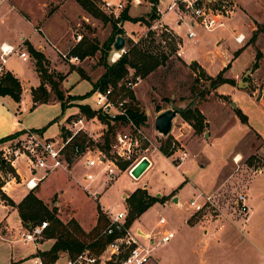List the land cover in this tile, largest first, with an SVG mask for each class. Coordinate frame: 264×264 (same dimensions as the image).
Wrapping results in <instances>:
<instances>
[{
  "label": "rangeland",
  "instance_id": "obj_1",
  "mask_svg": "<svg viewBox=\"0 0 264 264\" xmlns=\"http://www.w3.org/2000/svg\"><path fill=\"white\" fill-rule=\"evenodd\" d=\"M65 1L67 0H9V2H5L2 4L0 14V42L16 43L23 37L25 41L35 44L40 39L37 32L41 33L40 30L44 28V22L57 12ZM120 1L123 2L125 9L124 12L123 10L120 12V15H127L129 19L126 22L131 24L130 30L123 27L125 21L120 24V27H123L121 28L123 31L121 36L125 38V50L128 49L129 40L133 43L142 40L144 49L153 55H157L160 60L162 56L166 58L162 66L142 77V82L132 91L140 111L146 117L143 128L145 136L158 148L163 139H166L158 135L153 126L155 117L161 113L158 111L159 109L162 112L167 109L183 111L193 104V107L199 111L202 121L200 127L196 129L193 123L186 121L182 116H178L173 131L168 135L171 141L180 135L176 144L185 148L189 154H195V159L190 157L185 161L183 168L178 170L175 168L174 162V164L167 162L160 154H151L153 149L150 147L151 149L144 155L151 154L149 158L153 166L144 177L134 180L127 174H120L118 182L107 189L106 194L97 201V204L112 207L113 212L116 213L124 211L125 208L121 197L122 193H128L136 187L142 188L143 185H146L155 195L158 192L169 193L171 190L178 189L187 179L197 186L203 184L212 188L220 178L231 174L233 176L231 180L217 190L219 197H217L216 203L222 214L215 211V213L204 211L201 214H196L195 211L189 209L186 204L195 199L197 193H193L191 186H188L181 191L179 206L154 204L131 225L132 230L136 231V228L140 227L150 236L163 231H171L174 234V238L169 243L155 246L152 249L151 259L153 262L157 264H198L195 252L199 254L200 248H202V244L199 242L204 232L203 225L229 222L238 227L237 224L242 225L244 223V217L237 213V207L234 204L238 194L247 196L249 207L254 209H257L258 206L261 207L257 218L264 222V108L261 101L245 98L243 110L246 116L237 106L236 109H233L229 97L218 94L205 78L196 82L195 79L198 78L199 71L205 75L208 73L198 65L194 69L185 63L190 62L191 58L198 59L200 57L198 51L201 50L200 45H195L192 40L186 38V29H179L185 51L184 62L175 57L170 44L163 43L165 39L162 36H153V33L148 31L147 19L151 13L148 4L142 3L138 8L133 9L130 1ZM208 1L212 2L213 5L221 4L219 0ZM101 3L102 0H99V6ZM234 4L233 1L224 3L226 8L232 11V17L234 16L231 25L246 36L245 40L241 46H237L232 39L226 36L224 43L218 50L236 57V51L240 47L245 48L250 44L251 48L244 53L246 59L242 60V63L234 65L233 68L232 57L227 67L223 68L222 77L225 79L233 77V80L229 79L233 81V84L228 85L234 86L237 90L246 91L251 97H258V100L261 98L264 100V0H234ZM75 15L76 7L67 4L63 12L45 24V29L49 35L57 37V41L52 40L54 46L63 53L72 51L78 44L74 38L76 39V35H80L94 40L101 48L112 34L110 24H103L84 14L88 19L86 22L81 17L76 18ZM253 20L259 23L254 22L252 24ZM256 29V38L251 40L253 31ZM197 32L199 35L205 34L209 39L215 34V32L206 33L200 29H197ZM256 40L258 41L257 45H255ZM25 49L27 50L26 46ZM113 52L111 47L106 58L107 63H110ZM257 54L259 55L257 56ZM44 57H47L50 72L64 76L60 90L64 94V101H67V108L63 111L58 104L41 105L30 112L28 120L45 128V137L55 138L65 119L70 114L76 113L77 105L88 104L94 107L91 90L104 73V68L100 62V52H96L94 56L79 61L75 65L64 61L56 52L50 54L48 51L47 56L44 55ZM256 61L257 68H254ZM12 62L18 63L22 70L30 66V63L19 62L16 57L12 58ZM78 70H80L79 74L76 73ZM216 70L215 67L212 72L215 73ZM76 74L78 75L77 82ZM239 82L240 86H237ZM28 84L30 86L37 84V78L31 75ZM224 89L226 87L222 88V90ZM200 92H202L201 95ZM76 97L78 98L76 99ZM237 100L239 99L237 98ZM241 102L239 101V103ZM20 104L21 106L28 104L27 95H24ZM236 110L246 116V124L240 121L235 113ZM117 129L119 127H116ZM254 129L261 135L259 136ZM149 145L147 144V146ZM237 156L240 157L238 162L236 161ZM201 162L202 165L204 164L203 166H201ZM73 175L75 174L73 173ZM4 196L0 195V198L3 199ZM127 196L130 195L126 194L124 197L126 207ZM5 199L6 204H10L8 197L5 196ZM197 201L202 203V199H197ZM13 217L15 215L11 217V220ZM63 217L67 219L68 215ZM160 218H163L166 223L165 226L157 228L156 224ZM194 218L193 222L192 219ZM158 241L159 237L155 239V245ZM142 242L147 245L146 241ZM242 243L248 245L252 254L250 259L257 257V252L253 250L254 248L248 241L242 240ZM0 245H2L0 246V253L1 249L9 252L12 247L8 243ZM15 247L22 246L15 245ZM249 261L248 259L247 263ZM6 264L13 263L8 261ZM23 264L33 263L25 262Z\"/></svg>",
  "mask_w": 264,
  "mask_h": 264
},
{
  "label": "built area",
  "instance_id": "obj_2",
  "mask_svg": "<svg viewBox=\"0 0 264 264\" xmlns=\"http://www.w3.org/2000/svg\"><path fill=\"white\" fill-rule=\"evenodd\" d=\"M7 1L0 0V4ZM146 1L151 10L150 14L153 16L152 19H147L148 31L152 32L153 36H162L165 39L164 44L167 42L173 45L177 59L182 58L184 54L183 41L179 31L172 28L171 24L177 29L185 28L186 38L196 40L197 29L209 33L223 30L232 18V11L226 8L224 2H221L220 5H213L208 0ZM142 3L143 0H130V4L134 6H140ZM100 9L108 17L118 19L120 12L124 9V4L122 1H102ZM166 15L171 17L169 23L163 21ZM118 27L121 28L120 24ZM81 39L80 35H76V39L74 38L77 43ZM243 40V35L234 38L238 44H241ZM126 52L125 48L120 52L114 51L110 63H115ZM12 55H17L24 62L29 60L27 53L2 43L0 45V75L4 73V65ZM60 56L69 63L79 61L77 57L69 55L68 52L60 53ZM141 82V76L136 75L134 69H129L128 74L116 85H108L105 89H95L92 93L94 107L87 105L97 113L96 116L87 118L80 111L68 116L57 138L45 137L44 133L38 130L25 129L20 136L2 143L0 145V195L7 197L6 187L9 183L16 185L22 182L18 172V164L22 161L25 162L30 173V177L24 183L28 191L35 190L41 181L57 170L71 173V169L75 165H79L81 168L79 174L81 181L77 180L76 183L86 192H89V185L97 179H102L107 184L113 183L121 171H125L132 177L131 170L135 165L143 158L147 159L144 154L148 153L151 148L153 151L159 149L145 136L144 125L137 124L131 117V101L127 97V92H132ZM98 122L104 125V129L94 134L90 129L94 123ZM108 125L114 127L113 140L109 145V150L104 151L101 145H103L104 135L108 131ZM116 127L119 129L116 130ZM82 135L85 137L83 141L80 139ZM179 136L172 141V154L169 156L173 158L175 163L173 164L176 167H179L190 156L185 148L176 144ZM147 144L150 145L147 146ZM120 165H126L125 170H122ZM90 196L95 198V193H90ZM197 199H202V203H199ZM234 204L237 207V213L247 219L250 208L245 195L238 194ZM7 205L6 199L0 198V207L5 208ZM186 205L196 213L205 208L221 213L216 203V197L212 194L205 195L199 191L197 197ZM105 215L108 225L102 235L116 236L100 254L94 255L85 250L75 259L69 260L67 264H157L151 259L152 249L155 246L167 244L174 237L171 231L158 232L156 235L150 236L132 230L131 226L125 225L127 217L125 212L115 214L106 212ZM165 223V220L160 218L158 227L165 226ZM47 226V222H41L29 229H24L19 234V241L36 247L43 239V232ZM158 237L159 241L155 245V239ZM142 241H146L147 245ZM34 262L42 264L41 259H34Z\"/></svg>",
  "mask_w": 264,
  "mask_h": 264
},
{
  "label": "crops",
  "instance_id": "obj_3",
  "mask_svg": "<svg viewBox=\"0 0 264 264\" xmlns=\"http://www.w3.org/2000/svg\"><path fill=\"white\" fill-rule=\"evenodd\" d=\"M102 1H107V0H102ZM117 1L120 0H115L113 2H117ZM232 1L234 4V0ZM7 2H9V0ZM4 3L5 2H3L2 4ZM143 3L147 4V2H145L144 0ZM2 4H0V14L2 12V6H3ZM67 4H71V6L76 7V15H75L76 18L81 17L82 20L87 22L88 19L85 17L86 15H84L87 13L86 12L84 13L82 8L76 2L67 0L64 2L63 5L60 6L58 11L54 13L52 17H50L47 21L44 22L43 24L44 28L40 30L41 33L37 32V35L39 36L40 39L37 42H35V44L25 41L24 38L21 37V39H19V42L9 43L7 41H1L0 45L2 43H6L8 45L14 46L15 48L19 49L22 52L29 54L28 51L25 49V46L27 45V43H29L31 46H33L36 50L40 51L45 56H47L48 51L50 54H53V52L54 53L56 52L58 54L63 53L60 50H58L56 46H54L53 44L54 42L52 40L57 41L56 39L57 37H53L49 35V32H47V30L45 29V24L47 22H51L53 17L57 16V14L63 12V10L65 9V5ZM132 7L133 9L138 8V6H134V5H132ZM132 17L134 16L132 15ZM233 17L228 21L226 27L223 30L215 31V34L211 39L205 36V34L199 35L198 33V37L196 38V40H192L195 45L201 46V50L198 51L200 53V57L198 59L191 58L190 62H185L183 59V57L185 56V51H184V54L182 58H180V60H183L185 63H188L189 65L192 62H195L200 68L204 69L208 73V76H212V77L218 74L220 71H222L223 68L227 67V65L231 62L230 59L233 56H229L225 51L218 50L219 47L224 43L226 36L232 39L233 41L234 38L238 35H243L244 40L246 37L242 32L238 31L236 27H233L231 25V21ZM170 18L171 17L169 15H166L163 21L169 23ZM254 22L259 23L253 20L252 24ZM130 25L131 24L129 22L125 21L123 27L125 29L127 28L126 30H130L129 29ZM171 26L172 28L179 31V29H177L173 24H171ZM256 31L257 29L254 30L253 32ZM212 33L213 32H210V34ZM128 36L131 37L130 35ZM257 42L258 41L256 40L255 45H257L256 44ZM234 43L237 46H241L243 42L241 44H238L234 41ZM250 48L251 45L248 44L247 47L245 48L240 47V49L236 51L237 53L236 57H233V61L231 62L232 68L237 63H242L243 62L242 60L246 59L244 57V53ZM68 53L70 55V51ZM13 57H16L17 60H19V62L21 61L22 63H30V66L26 67L25 70H22L21 66H19L18 63L12 62ZM78 62L69 63V64L75 65ZM215 67L217 70L215 73H213L212 69ZM4 72L11 73L15 78L19 80L22 93L19 103H15L8 96L0 97V140L15 134L17 136H20L25 129L38 130L44 133L45 135L46 133L45 128L31 123L28 120V115L30 114V112L34 111L37 107L41 105L58 104L60 106V103H58L55 100H52L46 104H38L32 109L33 102L31 97V90L37 88L40 84V79L34 67V61L31 59L30 56H29V60L24 62L17 55H12L9 57L6 64L4 65ZM76 73L78 74V72ZM77 74H76L77 76L76 82L78 80ZM31 75L37 78V84L32 86L28 84L29 77H31ZM229 79L233 80L234 78L230 77ZM239 85L240 82L237 83V86ZM223 87H226V89L222 90ZM216 91L218 94L228 96L229 100L232 101L231 104L234 102L244 115H246V113L243 110L244 107L243 104H245V98L248 100H256L258 102L261 101V105L264 108L263 98H261L262 100L261 99L258 100V97L255 98L251 97V95L248 94L246 91L237 90L234 86L224 84L219 88H217ZM24 95L28 96V104H26V106H21L20 104L21 99L23 101ZM237 98L239 100H237ZM239 101L242 102L239 103ZM78 112L79 109L76 107L75 114H77ZM159 112H162V110H160ZM69 116H71V114ZM62 125L60 126L59 132L57 133L55 138L59 137ZM103 129H104V125L98 122V123H94L90 130L92 133L97 134L99 133V131ZM254 131L259 136L261 135V133L257 132L255 129ZM154 153L162 155L158 150L151 151V154ZM150 155L148 154L146 155L147 160L149 161V167L140 176V178L144 177V175L153 166V163L149 158ZM163 157L167 162L173 163L172 157H165V156ZM190 157L195 159L196 155L190 154V156L187 159H185L183 163L179 165V167L175 166V168L178 170L183 168L185 161L188 160ZM203 165L201 162V166ZM72 168L73 169H71V173L62 170H57L51 173L46 177V179H44L38 184L37 188L35 189L36 191L34 192L33 190V192L49 209L56 210L57 217L62 222L67 223L70 220H74L84 232L89 233L97 225L98 209H100L104 213V215L106 212L115 214V212H113L112 207L100 206L97 204V201L103 195L106 194L107 189L111 187V185H115L118 182L120 174H127V173L125 171H121L117 179L111 184L104 183L102 179H97L95 182L89 185L88 187L89 192H86L76 183L77 180L81 181L79 177V174L81 172L80 166L75 165ZM18 172L21 175L22 182L16 185L13 183H9V185L6 187L7 197L13 202L14 205L8 204L5 208L0 207V244L8 243L10 244V246H12L9 252H6L4 251V249H1L2 251L0 253V264H6L8 263V261H10V263L13 264H23L25 262H32L33 264H38L34 262V259H40L39 257L36 256V253L48 251L53 245L54 241L52 239H46L43 237V239L36 247L29 244H24L19 241V234L25 228L21 223V220L19 218L15 206L18 205L21 202V200L29 192L32 191H28L24 186L25 181L30 177V173L26 168L25 162L22 161L18 164ZM72 173H74L75 175H73ZM232 177L233 176H231V174L225 175L224 177L220 178L217 184L214 185L212 188H210L209 185L204 186L203 184H201V186H197L191 181L186 179L178 189L171 190L169 193L158 192L156 195L152 193V191H150V189L147 188L146 185H143L142 188L136 187L128 193H122L121 197L123 199V204L125 208L124 211H118V212L127 213V207L124 201V197L126 196V194L131 195L136 189H144L150 196L156 198L168 197V200H166L164 203H159L162 206H167V205L179 206L181 191L185 190L188 186H191V188L193 189V193H198L199 191L205 195L212 194L215 195L217 199V197H219L217 190L224 187L226 183L231 180ZM139 179H134V180H139ZM90 193H95V198L91 197ZM246 202L249 207L248 204L249 201L247 200V198H246ZM249 208H250L249 216L247 217V219H245L242 225L237 224L239 225L238 227L234 226L229 222L210 223L208 226L203 225L204 232L201 235L199 242V244H202V248H200L199 254L195 252V255L197 256L198 259V264H264V258H263L264 247H262V245L264 244V222H262L260 218H257V214L261 211V207L258 206L257 209H254L251 208L250 206ZM204 211H207L208 213L211 212L215 213L214 210L205 208L203 211L198 212L196 214H201ZM13 215H15V217H13V219L11 220V217ZM62 215L63 216L68 215V218L64 219ZM195 218L192 219L193 222ZM156 225L157 228H160L158 227V222ZM136 231L137 232L140 231V233L142 234H147L140 227H137ZM163 232H159V233H163ZM242 240H246V242L247 241L249 242V244L254 248L253 250L257 252V257H253L252 259H250V256L252 254L249 251L248 245L242 243ZM15 245H21L22 247L17 248L15 247ZM248 259L250 261L247 263ZM68 261H69L68 255L66 253H60L58 260L54 264H67Z\"/></svg>",
  "mask_w": 264,
  "mask_h": 264
},
{
  "label": "trees",
  "instance_id": "obj_4",
  "mask_svg": "<svg viewBox=\"0 0 264 264\" xmlns=\"http://www.w3.org/2000/svg\"><path fill=\"white\" fill-rule=\"evenodd\" d=\"M76 2L84 12L91 18L102 22L103 24H110L112 28V34L108 41H106L101 48L98 44L87 37H82L81 41L70 51V55L77 57L79 60H84L94 56L96 52H100V62L104 68L99 81L94 84L91 94L97 88L105 89L108 85H116V83L124 78L128 74L129 69H134L135 74L145 77L155 71L158 67L162 66L166 58L161 57V60L157 55L144 49L142 40L133 43L129 40V46L127 52L123 54L115 63H107L106 58L108 52L117 36L123 35V31L118 27L121 22L128 21L127 15H120L116 20L108 17L103 13L99 6V0H73ZM129 2L130 0H126ZM232 0H219V2H229ZM125 9H123L124 12ZM153 16L149 14V19ZM257 33L254 32L251 40H255ZM149 37V36H148ZM151 40V39H150ZM173 48L174 46L170 44ZM29 56L34 61V67L40 79V84L37 88L31 90V97L33 106L32 109L38 104H46L52 100L60 103L61 109L64 111L66 102L64 101V94L60 90V84L64 79V76L58 73L50 72L48 69V61L44 55L33 48L29 43L26 45ZM259 54H257L258 56ZM256 56V57H257ZM195 69L197 64L192 62L190 64ZM254 68H257V61L254 63ZM78 74L80 70L77 71ZM223 71L219 72L215 78L205 75L202 71H199L198 78L195 79L198 82L201 78L209 83L211 88L217 89L223 84H233L232 80L225 79L222 77ZM21 85L17 78L11 73L4 72L0 75V97L8 96L15 103L20 102L21 98ZM90 94V95H91ZM202 92H200V95ZM52 95L54 98L52 99ZM127 97L130 99L131 117L137 124L144 125L146 123L145 115L140 111L133 93L127 92ZM78 97H76L77 99ZM82 98V97H81ZM80 113L85 115L87 118L96 116V112L91 110L87 104L77 105ZM160 111V109L158 110ZM236 115L239 117L243 124L247 123V118L240 111L236 110ZM186 121L194 124V128L198 129L201 125L202 117L196 107L191 104L185 108L181 115ZM101 118V117H99ZM43 130V129H42ZM113 134V128L108 125V131L104 135V142L101 148L104 151L109 150L111 143V137ZM17 135H11L0 140V144L8 141ZM80 139L83 141L85 137L82 135ZM172 141L169 137L163 139L159 147V152L169 157L171 155ZM4 167V166H3ZM122 170H125L126 165H120ZM5 198V196H4ZM7 199V198H6ZM168 200V197L156 198L150 196L144 189H136L127 199V217L125 225L130 227L134 221H136L148 208L156 203H164ZM9 203L14 205L11 200ZM21 220V223L25 229H29L41 222H47L48 226L43 232V236L46 239H52L53 245L48 251L37 252L36 256L42 261V264H54L60 253H66L69 260L75 259L83 251L88 250L91 254L98 255L104 249V247L116 236H103L102 232L108 225V220L104 213L98 209V220L97 225L89 232H84L80 226L74 221L70 220L67 223L62 222L58 217L55 209H49L36 195L35 193L29 192L21 202L15 206Z\"/></svg>",
  "mask_w": 264,
  "mask_h": 264
},
{
  "label": "water",
  "instance_id": "obj_5",
  "mask_svg": "<svg viewBox=\"0 0 264 264\" xmlns=\"http://www.w3.org/2000/svg\"><path fill=\"white\" fill-rule=\"evenodd\" d=\"M125 48V39L122 36H117L112 45V49L115 52H120ZM245 84V83H243ZM240 86V85H239ZM189 107V106H188ZM233 109H236V104L233 102L231 104ZM187 108V107H186ZM184 111V110H183ZM183 111L178 109H167L159 113L154 119V130L157 134L166 138L171 133L173 124L178 116L183 114ZM4 163V162H3ZM149 167V161L146 158L140 160L135 167L131 170V176L134 179H139L140 176ZM158 197V195H157Z\"/></svg>",
  "mask_w": 264,
  "mask_h": 264
},
{
  "label": "bare ground",
  "instance_id": "obj_6",
  "mask_svg": "<svg viewBox=\"0 0 264 264\" xmlns=\"http://www.w3.org/2000/svg\"><path fill=\"white\" fill-rule=\"evenodd\" d=\"M116 54V56H117V53H115ZM239 159H240V157L239 156H237V158H236V161L238 162L239 161Z\"/></svg>",
  "mask_w": 264,
  "mask_h": 264
}]
</instances>
